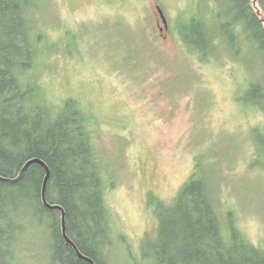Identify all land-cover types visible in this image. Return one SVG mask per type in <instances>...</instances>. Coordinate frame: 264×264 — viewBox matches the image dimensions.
<instances>
[{
  "label": "rangeland",
  "instance_id": "rangeland-1",
  "mask_svg": "<svg viewBox=\"0 0 264 264\" xmlns=\"http://www.w3.org/2000/svg\"><path fill=\"white\" fill-rule=\"evenodd\" d=\"M44 1L39 19L51 46L37 70L41 91L54 105L75 99L90 117L103 178L114 183L104 191L111 264H145L142 250L157 233L155 211L173 200L198 157L213 178L223 224L231 210L244 235L263 246L264 163L253 138L254 129L264 130V115L244 98L249 83L263 77L264 61L248 48L241 63L235 61L241 53L227 50L200 61L178 33L199 10L209 19L226 3ZM19 223L23 264H46L51 241L44 220Z\"/></svg>",
  "mask_w": 264,
  "mask_h": 264
},
{
  "label": "trees",
  "instance_id": "trees-1",
  "mask_svg": "<svg viewBox=\"0 0 264 264\" xmlns=\"http://www.w3.org/2000/svg\"><path fill=\"white\" fill-rule=\"evenodd\" d=\"M220 1L226 4L213 17L206 19L199 10L179 26L181 41L200 61L227 50L236 58L241 53L239 62L246 48L264 61V0ZM43 4L0 0V176L14 179L28 160L39 159L49 172L45 199L60 209L44 206L46 170L41 164H30L14 183L0 179V264H23L19 221L30 216L43 219L49 233L46 264H91L73 245L94 264H111L107 255L113 238L104 191L114 183L103 178L105 163L93 141L90 117L75 99L54 105L41 91L37 70L45 65L50 45L39 19ZM244 99L264 115V75L249 83ZM263 131L254 129L253 143L255 157L264 163ZM195 160L173 200L155 211L157 233L142 250L145 264H264V245L244 235L231 210L225 211L223 224L213 178L203 172L201 158ZM62 212L73 245L64 239ZM132 264L143 263L135 259Z\"/></svg>",
  "mask_w": 264,
  "mask_h": 264
},
{
  "label": "water",
  "instance_id": "water-1",
  "mask_svg": "<svg viewBox=\"0 0 264 264\" xmlns=\"http://www.w3.org/2000/svg\"><path fill=\"white\" fill-rule=\"evenodd\" d=\"M159 11H160L161 15H163L162 12H161V10H159ZM163 20H164V18H163ZM164 21H165V20H164ZM32 163H38V164H41V165L45 168V170H46V175H45L44 182H43V186H42V190H41V198H42V201H43V203H44V206L47 207V208H51V209H52V208H58V209H60V207H58V206H55V205H51V204H49V203L46 201V199H45V187H46V182H47V179H48L49 172H48V168L46 167V165H45L42 161H40L39 159H35V158H34V159H30V160H28V161L23 165V167L21 168L18 177L14 178V179H9V178H3V177L0 176V179L3 180V181H5V182H12V183H14V182H16V181H18V180H20V179L22 178V176L24 175V173H25L26 169L28 168V166H29L30 164H32ZM61 224H62V233H63L64 239L66 240V242H67L68 244L73 245L72 242L67 238V236H66V234H65L64 213H63V212H62V216H61ZM73 247H74V249H75L77 255H78L80 258H82V259L88 261V262L91 263V264H94L93 261H92L91 259H89V258L83 256L82 254H80V252L77 250V248H76L74 245H73Z\"/></svg>",
  "mask_w": 264,
  "mask_h": 264
}]
</instances>
